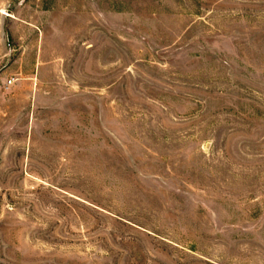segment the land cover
<instances>
[{
    "label": "rangeland",
    "instance_id": "rangeland-1",
    "mask_svg": "<svg viewBox=\"0 0 264 264\" xmlns=\"http://www.w3.org/2000/svg\"><path fill=\"white\" fill-rule=\"evenodd\" d=\"M0 264H264V0H0Z\"/></svg>",
    "mask_w": 264,
    "mask_h": 264
}]
</instances>
